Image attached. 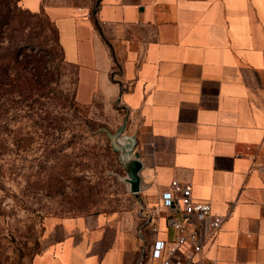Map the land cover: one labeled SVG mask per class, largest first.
<instances>
[{
    "label": "crops",
    "instance_id": "obj_1",
    "mask_svg": "<svg viewBox=\"0 0 264 264\" xmlns=\"http://www.w3.org/2000/svg\"><path fill=\"white\" fill-rule=\"evenodd\" d=\"M22 5L56 24L79 101L121 105L115 136L139 154L148 201L141 218L48 219L29 264H139L155 239L176 235L162 203L175 180L225 217L208 264H264V0Z\"/></svg>",
    "mask_w": 264,
    "mask_h": 264
},
{
    "label": "rangeland",
    "instance_id": "obj_2",
    "mask_svg": "<svg viewBox=\"0 0 264 264\" xmlns=\"http://www.w3.org/2000/svg\"><path fill=\"white\" fill-rule=\"evenodd\" d=\"M0 20V46H12L0 90V264H29L48 219L141 218L148 201L130 191L115 149L121 105L104 97L79 101L78 66L65 59L52 19L22 0H0ZM17 60L30 61L27 73L40 77L39 87L13 91Z\"/></svg>",
    "mask_w": 264,
    "mask_h": 264
},
{
    "label": "built area",
    "instance_id": "obj_3",
    "mask_svg": "<svg viewBox=\"0 0 264 264\" xmlns=\"http://www.w3.org/2000/svg\"><path fill=\"white\" fill-rule=\"evenodd\" d=\"M162 203L169 211L167 232L176 235L172 239H155L150 255L142 253L139 264H208L206 245L215 240L225 217L215 214L210 202L197 201L192 188L178 180L163 192ZM179 212L186 218H180ZM153 231L159 228L155 226Z\"/></svg>",
    "mask_w": 264,
    "mask_h": 264
},
{
    "label": "water",
    "instance_id": "obj_4",
    "mask_svg": "<svg viewBox=\"0 0 264 264\" xmlns=\"http://www.w3.org/2000/svg\"><path fill=\"white\" fill-rule=\"evenodd\" d=\"M126 140L124 136H115L114 145L117 152L120 153L121 164L127 173L126 181L129 183L130 191L138 194L142 191L140 171L143 168V163L140 161L138 153L132 155V149H129Z\"/></svg>",
    "mask_w": 264,
    "mask_h": 264
},
{
    "label": "trees",
    "instance_id": "obj_5",
    "mask_svg": "<svg viewBox=\"0 0 264 264\" xmlns=\"http://www.w3.org/2000/svg\"><path fill=\"white\" fill-rule=\"evenodd\" d=\"M4 25V22L2 20H0V30H2V27ZM5 31V30H3ZM11 45L10 47H6L3 48L0 46V90L4 89V85H6L5 82V77L8 76V73L10 71V61H5V57H8L9 55H11ZM18 62V70L21 71L20 74L18 75V81L17 83H13L12 80L9 83L10 86L13 88V91L17 92L16 90L19 89L24 91L27 88L34 86V87H39V85L41 84V80L40 77L37 76V78H35L34 76H30L27 73V67H28V62L27 60H17ZM18 71V72H19ZM9 79V77L7 78ZM3 86V87H2ZM1 93H0V100H1Z\"/></svg>",
    "mask_w": 264,
    "mask_h": 264
}]
</instances>
